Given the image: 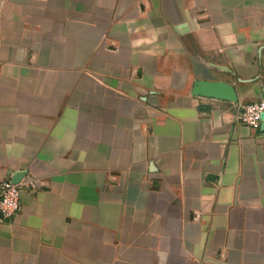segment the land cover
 <instances>
[{
    "label": "crops",
    "instance_id": "obj_1",
    "mask_svg": "<svg viewBox=\"0 0 264 264\" xmlns=\"http://www.w3.org/2000/svg\"><path fill=\"white\" fill-rule=\"evenodd\" d=\"M262 98L264 0H0V264H264Z\"/></svg>",
    "mask_w": 264,
    "mask_h": 264
},
{
    "label": "built area",
    "instance_id": "obj_2",
    "mask_svg": "<svg viewBox=\"0 0 264 264\" xmlns=\"http://www.w3.org/2000/svg\"><path fill=\"white\" fill-rule=\"evenodd\" d=\"M264 114V98L242 105L236 114V119L241 124L252 129H258L261 116ZM38 189L36 181L24 175L18 183L10 180L0 181V224L11 220L20 208V199L23 190L35 191Z\"/></svg>",
    "mask_w": 264,
    "mask_h": 264
},
{
    "label": "water",
    "instance_id": "obj_3",
    "mask_svg": "<svg viewBox=\"0 0 264 264\" xmlns=\"http://www.w3.org/2000/svg\"><path fill=\"white\" fill-rule=\"evenodd\" d=\"M193 96L207 97L227 102H236V93L234 88L225 82H211V81H196L192 90ZM264 118V114L261 116V121ZM263 126L261 125V128ZM25 174L21 173L14 175L11 178V182L16 184Z\"/></svg>",
    "mask_w": 264,
    "mask_h": 264
}]
</instances>
